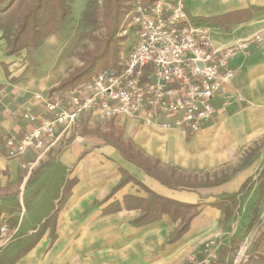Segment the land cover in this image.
Instances as JSON below:
<instances>
[{"label": "crops", "instance_id": "obj_1", "mask_svg": "<svg viewBox=\"0 0 264 264\" xmlns=\"http://www.w3.org/2000/svg\"><path fill=\"white\" fill-rule=\"evenodd\" d=\"M186 3L192 19L211 27L214 48L264 33V0ZM22 64L8 54L6 44H0V225L8 221L14 234L13 242L0 252V264H182L214 237L224 242L220 252L224 259L233 254L235 242L249 234L255 249L264 250V192L255 222L250 209L243 210L246 220L236 221L235 203L226 199L236 197L241 203L248 181L264 169V150L251 159L246 155L264 142V43L251 45L246 54L231 60L236 75L215 98L216 117L196 133L144 124L125 115L112 119L125 140L158 160L163 171L176 169L183 176L197 175L200 181L208 175L224 177L194 190L166 186L105 141L96 152L90 151L94 137L82 136L84 129L100 125L109 130L108 120L91 113L46 151L29 149L22 157H8L6 139L33 127L12 113L19 106L41 112L35 96L55 95L51 90L67 70L66 66L57 74H45L43 87L34 90L21 85L28 72ZM121 167L128 176L120 173ZM143 185L158 195L198 204V214L183 236L174 241L181 220L175 222L168 214L138 223L142 208L130 198L153 201Z\"/></svg>", "mask_w": 264, "mask_h": 264}, {"label": "built area", "instance_id": "obj_2", "mask_svg": "<svg viewBox=\"0 0 264 264\" xmlns=\"http://www.w3.org/2000/svg\"><path fill=\"white\" fill-rule=\"evenodd\" d=\"M125 33L132 36L129 53L119 67H107L91 81L45 99L36 95L42 111L19 106L12 114L33 127L6 139L7 155L22 157L29 149L44 152L85 113L102 121L125 115L144 124L183 128L190 133L211 124L217 114L215 98L236 75L231 60L251 45L264 43V33L218 49L211 27L189 15L186 0H135ZM14 240L10 224L0 225V252ZM252 243V244H250ZM221 238L206 240L182 264H264V250L243 242L226 258Z\"/></svg>", "mask_w": 264, "mask_h": 264}, {"label": "trees", "instance_id": "obj_3", "mask_svg": "<svg viewBox=\"0 0 264 264\" xmlns=\"http://www.w3.org/2000/svg\"><path fill=\"white\" fill-rule=\"evenodd\" d=\"M72 1L0 0V33H3L7 40L8 54L19 56L25 50L36 48L49 38L72 13ZM133 1L135 0L90 1V6L93 7L92 20L99 22L101 27L98 33L91 35L94 47L78 54L83 66L73 70L67 78L52 88L51 93L74 89L91 81L99 73L96 74V67L102 62H108L113 67L120 66L123 37H117V35L121 32L125 16L133 7ZM143 1L152 2L153 0ZM3 66L6 68L7 74L11 75L9 65L4 62ZM108 121L109 130L102 133L104 138L114 144L126 159L142 167L149 175L174 189L189 188L194 190L202 185L197 175L183 176L176 169H171L169 173L163 171L158 160L145 156L133 141L125 140L123 130L116 126L112 119ZM120 171L124 175H129L125 169H120ZM126 182L124 180L123 184ZM143 187L150 192L154 199L149 202L145 199L130 198L137 202L136 207L142 208L139 222L144 224L168 214L174 221L183 220L177 229L174 240L183 236L189 230L193 218L198 214V204L183 203L158 195L145 185Z\"/></svg>", "mask_w": 264, "mask_h": 264}, {"label": "rangeland", "instance_id": "obj_4", "mask_svg": "<svg viewBox=\"0 0 264 264\" xmlns=\"http://www.w3.org/2000/svg\"><path fill=\"white\" fill-rule=\"evenodd\" d=\"M90 1L91 0H73L72 1V13L67 18L66 21L60 24L57 30L49 38H47L44 42H42L44 45H42L41 43L40 45L42 46L40 47L37 46V48H34V49L31 48L29 50H25L21 55L16 56L17 63L18 64L23 63L21 66V69L27 68L26 70H28L26 75L23 76L21 85L27 86V87H35L34 90H38L40 89V87H43L44 85L43 76L45 74H50L51 72H54L57 74L59 73V70L61 68L67 66L66 68L67 70L63 74L64 77L61 79L62 81L64 78H67L70 75V73L73 72V70L83 66V62L78 58V54L83 53L87 49H92L94 47V42L91 38V35L98 33L101 28L99 22H95L92 20L93 7L90 6ZM127 15L125 16L121 32L120 34L117 35V37L119 36L123 37V40H122L123 50L121 53L120 61H122L123 58L126 57V55L129 53L131 46H132V36L130 35L129 32L128 33L124 32L126 25H127V20H128ZM2 34L3 33H0V44L7 45V40L4 37V34L3 36H1ZM110 66H112V64L108 62L100 63L96 67V74L102 71L104 68H107ZM67 90H70V89H67ZM96 126L98 128L94 127L93 129L86 128L84 129V131L82 130L83 131L81 134L82 136L87 137L88 135H90L94 137L93 143L90 144L91 147L89 148V150L92 152L94 150L96 152L95 149L100 146V143H101L100 141H105L106 144H110L115 147V145L112 143H109L107 139L104 138V135L102 134L108 131L107 130L108 127L104 126L105 130H103L101 129L100 125H96ZM262 150H264V142L256 144L255 147L250 148L246 155L248 159H251L253 156H257L258 154H261ZM120 169H123V168L121 167ZM120 173L124 175L122 171H120ZM263 177H264V169L260 172L259 175L257 174L255 179H253L252 177L248 181V183L246 184L244 188V196L239 197L240 199H242L241 203H239L238 200H236L237 199L236 197L226 198V199L233 201V203H235L232 208V213H235L237 210L236 221L246 220V217L243 216V210L245 209L251 210L252 212L251 215L254 214L253 221L254 222L256 221V218H255L256 212L259 209L258 206L260 204V198L264 192V179H262ZM205 178L206 176L205 177L203 176V178L201 179L202 184L203 183L204 184L216 183L218 180H221L224 177L219 178L215 176L213 177V179H210L208 175L207 178L206 179ZM147 192L150 194L149 191ZM152 198L154 199L153 196ZM146 201L150 202V199ZM239 205L241 206V208H239ZM175 222H178V221H175ZM182 223H183V220H181L178 228L181 226ZM253 239L254 237H251V234H249L246 237H244L242 240H240V242L238 241L235 242L234 248L236 249L243 242H252ZM221 242H222V239H221ZM255 244L256 242L253 241V245ZM223 246H224V242L222 243V247Z\"/></svg>", "mask_w": 264, "mask_h": 264}]
</instances>
